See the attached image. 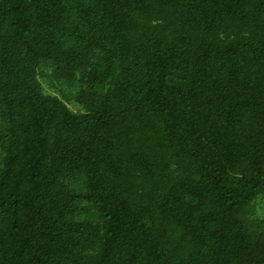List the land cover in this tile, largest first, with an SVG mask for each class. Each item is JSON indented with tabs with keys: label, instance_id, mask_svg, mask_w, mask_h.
<instances>
[{
	"label": "trees",
	"instance_id": "16d2710c",
	"mask_svg": "<svg viewBox=\"0 0 264 264\" xmlns=\"http://www.w3.org/2000/svg\"><path fill=\"white\" fill-rule=\"evenodd\" d=\"M261 197L264 0H0V264H264Z\"/></svg>",
	"mask_w": 264,
	"mask_h": 264
},
{
	"label": "rangeland",
	"instance_id": "374dc122",
	"mask_svg": "<svg viewBox=\"0 0 264 264\" xmlns=\"http://www.w3.org/2000/svg\"><path fill=\"white\" fill-rule=\"evenodd\" d=\"M40 81L44 87L46 94L59 97L61 96L60 92L57 89H54L50 86L49 81L46 78H40ZM69 107L74 112L79 110V107L74 103H70ZM254 217L257 219H264V197H261L256 201V214Z\"/></svg>",
	"mask_w": 264,
	"mask_h": 264
}]
</instances>
